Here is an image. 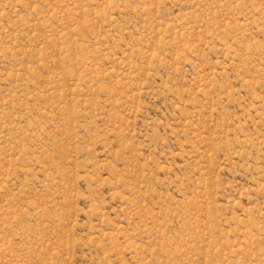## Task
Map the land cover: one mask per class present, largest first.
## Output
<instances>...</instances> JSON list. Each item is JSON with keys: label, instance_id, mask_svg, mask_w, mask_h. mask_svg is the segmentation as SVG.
<instances>
[{"label": "rangeland", "instance_id": "obj_1", "mask_svg": "<svg viewBox=\"0 0 264 264\" xmlns=\"http://www.w3.org/2000/svg\"><path fill=\"white\" fill-rule=\"evenodd\" d=\"M0 264H264V0H0Z\"/></svg>", "mask_w": 264, "mask_h": 264}]
</instances>
